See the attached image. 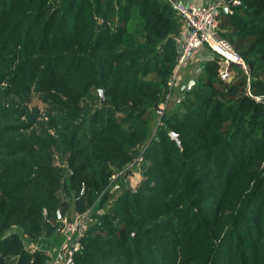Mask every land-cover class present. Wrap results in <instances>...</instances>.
<instances>
[{
	"label": "trees",
	"instance_id": "obj_1",
	"mask_svg": "<svg viewBox=\"0 0 264 264\" xmlns=\"http://www.w3.org/2000/svg\"><path fill=\"white\" fill-rule=\"evenodd\" d=\"M227 5L219 36L246 68L231 64L226 81L221 56L208 49L213 56L155 130L184 24L171 1L0 0V94L30 101L34 87L55 116L40 134L34 116L0 104V264H45L32 245L60 232L59 214L88 209L76 264L121 255L141 264L146 235L171 246L159 264H264V217L257 216L264 169L245 174L264 160V103L257 101L264 96V0ZM140 146L145 179L132 188L123 169ZM243 181L249 191L239 194L226 225L216 206ZM190 196L192 205L175 211L176 199ZM195 207L213 220L203 222L190 212ZM157 217L155 227H144Z\"/></svg>",
	"mask_w": 264,
	"mask_h": 264
},
{
	"label": "rangeland",
	"instance_id": "obj_2",
	"mask_svg": "<svg viewBox=\"0 0 264 264\" xmlns=\"http://www.w3.org/2000/svg\"><path fill=\"white\" fill-rule=\"evenodd\" d=\"M195 58H196V56L193 59H191L188 62V64H186L185 67L180 71V73H182V75H183V70H184V72H185V69L187 70V75H186L185 79L179 80L172 87L170 86L171 87L170 89H172V91L167 93L165 103L161 104L163 109H165L163 113H165V111L168 110V107H170V106L172 107L175 104L176 100L183 95L182 92L180 91V88H182V86L184 88L185 85H188V80L192 79V77L194 76V71L201 65V63H198L195 60ZM7 84H8L7 82H4L3 87L6 86ZM30 95H31V100L26 101L27 97L22 98V96L20 94L15 95L13 92L11 93V96H8V95L4 96V95L0 94V104H1V106L14 107V109H19L20 111L26 110L28 113H30V115H32L36 118L35 119L36 123H34L32 128H36V130L39 131V133H40L42 131L41 130L42 127L45 128V127L49 126L52 119L55 116H53V113L50 112V106H48L44 101H42V99L40 98V95L36 92V89L34 87L32 88ZM157 115L158 116H157L156 122L153 125V129L155 128V130H157L158 129L157 127L160 126V124H162L161 118L164 114L161 115L158 112ZM23 120H27V117L23 116L22 121ZM31 129H29V131ZM48 130H50V133L52 135H56V130H52V128H49ZM154 134H155V131H154ZM176 139H178V136L176 137ZM143 148H142V146H140L138 148V153L134 156L135 157L134 160L139 156V154L142 152ZM56 153H58V155H57V158H55V163H56V165H59V163H61V160L63 159L62 153L57 152V151H56ZM258 160H259V158L256 159L255 162L251 166L247 167V169L245 170V174L252 175L254 172L257 171L256 173H258L260 170L264 169V160H262V159L259 161ZM237 167H238V164L236 165V168ZM141 168H142V164H136L134 161L133 166L131 163H129L123 169L126 177L129 179V183H131L132 188L133 187L137 188L138 185L141 184V181L145 179V176L143 175ZM233 175H234V173L232 174V176ZM115 176H116V174H115ZM115 176H114V178H115ZM232 176H231V178H232ZM112 186H113L112 192H115V194H118L119 191H118V186L116 185V183L113 184ZM248 191L249 190H248V187H247L245 181H243L240 185H238L234 190L229 189L227 196H231V198H234V199L231 200V198L228 199L226 197V199H224L220 204H218L216 206L217 210L215 212L216 217L217 218L225 217L226 225H228L227 220L231 217V213L233 212V209L236 208L237 197L239 196L240 193L248 192ZM203 194H205V192ZM149 195L150 194H146V195H143V197L147 198V200H148ZM176 200H177V202H175L176 206L174 207V209H175V211H180V210H186L190 205H192V200H194V199H193V196H190L188 201H183L182 203H178V199H176ZM98 209H99V206H96V210H98ZM99 210H101V212H103L105 210V208H100ZM206 211H208V209L205 210V207H203V208L195 207V209H192V210L190 209V212H192L194 215H198V216L204 215L205 218H204L203 222L207 221V220L212 221L213 218H211L210 215L205 214ZM145 216H147V215L145 214ZM257 216H258V219H263V217H264V201H263V204L261 205V207L259 208V212H258ZM73 217H72V219H73ZM69 218L67 217V220ZM64 219H65L64 216H62L61 220H64ZM162 219H163V217H159V218L157 217L154 220H152L150 223L148 222L147 225H145L144 227L145 228H153ZM258 219H257V221L259 222L260 220H258ZM141 220H145V219L141 218ZM64 222L65 221H63V223ZM63 223H62L60 229H62V227L64 225ZM90 223H91V221H90ZM59 233L55 234V235H59ZM241 233L242 232L235 233V238L236 239H243L244 234H241ZM146 236L149 237L147 239L149 252L146 254L147 255L146 259L141 264H148V262H150V261H154V264H159L160 261L163 260V257H166V258L168 257L169 254H167V253L170 250L171 246H169V244H167L166 240H164V241L158 240L159 238L157 235H156L157 237L153 236L152 238H150V236H148V235H146ZM165 238L171 239V238H173V236L171 235V237H165ZM37 246L38 245L36 243L32 245V247H34V248L36 247L39 250H43V252L48 257V259H47L48 261L53 260L52 255H53L54 251L58 248L57 247L58 245H56V247L51 246V255H50V252H48L46 250L44 251V249H42V247H40V246L37 247ZM119 258H120V262H118ZM166 260L161 262V264H169L168 261H166ZM108 261H109V264H127V258L123 255L118 256L117 258L116 257H108ZM132 264H140V262L136 259L135 260L133 259ZM189 264H196V263L190 262Z\"/></svg>",
	"mask_w": 264,
	"mask_h": 264
},
{
	"label": "built area",
	"instance_id": "obj_3",
	"mask_svg": "<svg viewBox=\"0 0 264 264\" xmlns=\"http://www.w3.org/2000/svg\"><path fill=\"white\" fill-rule=\"evenodd\" d=\"M170 1V0H169ZM172 2V1H171ZM228 0H215L209 4H186L184 2H172L178 14L185 21V42L180 51L179 58L174 69V75L170 81L172 87L181 78L180 71L188 62L196 56L202 47H205L222 58L220 76L226 81L233 80L234 71L231 64H243L246 68L242 56L236 53L232 45L222 36H219L220 13ZM240 0H233L234 4ZM165 109L162 105L158 112L163 115ZM143 155H139L134 161L140 164ZM134 161L131 163L134 165ZM46 213V210H45ZM91 219V210L74 214L69 221L65 218L60 233L64 234L63 245L58 247L52 257V264H76V255L83 248V237L88 230Z\"/></svg>",
	"mask_w": 264,
	"mask_h": 264
},
{
	"label": "crops",
	"instance_id": "obj_4",
	"mask_svg": "<svg viewBox=\"0 0 264 264\" xmlns=\"http://www.w3.org/2000/svg\"><path fill=\"white\" fill-rule=\"evenodd\" d=\"M172 2H184L188 5L190 4H195V5H201V4H209V3H213L215 0H170ZM184 21V20H183ZM185 21H184V24H183V28H182V32L180 33V35L178 36V51H180V49L182 48V46L184 45V42H185ZM196 58L195 60L198 62V63H202L204 60L206 59H210L211 58V55L209 50L205 47H202V49H200L198 52H196ZM194 60V61H195ZM187 75V70L185 69V72L183 70V75L181 74V79H185ZM193 79H189L188 80V83L189 81H191ZM183 88V86H182ZM65 238H64V234L63 233H59V235H52V236H44L43 238H40V240H38L36 242V244L40 247H42V249H44V251H48L50 252V255H51V246H54L56 247V245H58L57 247H60L63 242H64ZM37 246V247H38ZM56 249V248H55ZM45 264H52V261H46Z\"/></svg>",
	"mask_w": 264,
	"mask_h": 264
},
{
	"label": "water",
	"instance_id": "obj_5",
	"mask_svg": "<svg viewBox=\"0 0 264 264\" xmlns=\"http://www.w3.org/2000/svg\"><path fill=\"white\" fill-rule=\"evenodd\" d=\"M232 2H233V0H229V3H232ZM228 8H229L228 5H226V6L223 7V10H224V11H228ZM240 65L243 66V64H240ZM193 83H194V80L189 81L187 87L189 88ZM99 92L101 93L102 101H104V99H105V97H106V94H107L106 91H105L104 89H100ZM257 101H260V102L264 103V96H259V97L257 98ZM172 137H173V138H176L177 135H176L175 133H172ZM59 220H61V216H60V214H59Z\"/></svg>",
	"mask_w": 264,
	"mask_h": 264
}]
</instances>
